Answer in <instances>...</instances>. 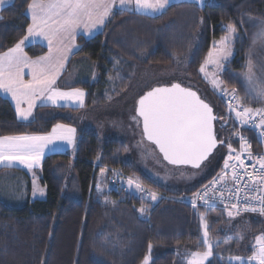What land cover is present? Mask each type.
Wrapping results in <instances>:
<instances>
[{
    "label": "trees",
    "instance_id": "trees-1",
    "mask_svg": "<svg viewBox=\"0 0 264 264\" xmlns=\"http://www.w3.org/2000/svg\"><path fill=\"white\" fill-rule=\"evenodd\" d=\"M29 2L12 0L0 9V53L25 34L30 24L25 14ZM248 19L264 22V0H204L201 5L178 1L152 16L113 12L100 33L89 39L77 38L78 49L71 58L83 57L95 68L94 80L80 84L88 92L86 107L104 102L108 93H126L138 67L171 68L177 57L185 60L189 80L212 98L214 115L222 114L221 103L199 71L200 65L213 42L226 34L225 26L234 23V54L225 62L220 81L245 97L234 75L244 69L251 41ZM25 50L30 56L44 52L36 45ZM73 112L41 106L30 121L20 122L9 102L0 97V136L44 134L57 123L75 124ZM214 128L219 139L231 137L230 128L218 129L216 124ZM125 149L123 143L101 141L93 129L77 126L73 152L51 154L41 162L44 199L30 201L29 189L20 206L0 198V264H141L148 254L150 264H186L190 253L204 249L201 213L206 217L214 253L205 264H227L230 255L252 254L255 237L264 227L262 216L229 217L225 211L193 209L180 200L219 169L227 143L214 151L207 178L183 192H172L145 177ZM106 168L135 175L142 186L160 196L150 203L122 188L114 193L98 192L95 178L100 170L106 173ZM245 226L249 235L243 243L238 242L240 236L235 239L233 234Z\"/></svg>",
    "mask_w": 264,
    "mask_h": 264
},
{
    "label": "snow or ice",
    "instance_id": "snow-or-ice-1",
    "mask_svg": "<svg viewBox=\"0 0 264 264\" xmlns=\"http://www.w3.org/2000/svg\"><path fill=\"white\" fill-rule=\"evenodd\" d=\"M4 3L5 0H0V6ZM169 4L170 0H118V4L117 0H30L27 11L32 22L27 27V35L14 47L0 53V91L11 95L12 100L16 102L17 116L23 120L29 119L32 108L37 106L35 101L40 98H43L41 103L51 101L56 104L58 100H71L83 106L85 92L82 89L62 92L53 87L75 47L72 43L65 45V41H74L77 29L81 26L89 33L93 29L102 28L113 15L114 8L136 13L142 10L160 13ZM225 33L219 40L213 42V47L200 65L199 71L204 73L205 77H207V65L211 64L216 69L223 70L224 62L234 54L232 46L237 38L235 24L228 23L225 26ZM37 37H43L47 41L49 52L47 55L30 60L23 54V48L27 41ZM54 43L57 45L55 48ZM258 44L264 46V23L253 34L245 70L241 74L246 85V93L260 103L261 107L252 108L244 105L237 95V90L233 88L231 96L235 103H229L228 109L230 112H235V119L241 126H251L259 130L260 137H264V79L256 75L251 60L252 50ZM25 68L31 76L28 81L23 79ZM217 76L218 73H213L214 86H219L221 83L216 79ZM220 91L227 94L223 88ZM21 101L27 102V109L21 108ZM241 108L242 111L238 110ZM131 119L137 128L142 125L138 146L148 149L147 154L156 157L158 163L159 158L155 150L151 149L150 145H145V140L156 146L163 160L169 165H190L196 170H202L206 166L205 162H211L218 145L227 143L229 154L224 159L221 173L213 177L208 185H204L202 191L193 194L194 198L191 201L193 209H197V201H202L206 210L210 207L214 208L218 190L220 202H224L226 189L230 194L227 197L229 202L233 196L236 197V203L231 204L232 209H236L235 213L228 210V205L225 204L229 217L239 215L241 211L259 212L264 215V155H254L250 142L243 135H240L239 152L232 147V137H228L227 140L219 139L218 133L214 131V121L217 117L213 114L212 107L190 86H182L181 83L175 82L169 86L151 88L137 100L135 114ZM75 131L67 125L57 124L52 134L47 136H0V165H4L7 161L5 166H14V162H19L31 169L34 164L39 163L48 143L55 138L67 140L71 144ZM242 153L246 154L247 159L254 160L259 168L257 169L254 164L249 171L244 159L241 158ZM229 169L232 170V187L228 186ZM181 174L183 175V171ZM195 174L193 173V176ZM33 183V195L35 196L37 192L43 195L44 189H38L35 187V181ZM127 183L130 187L134 185L136 191L143 194V198L150 197L152 201L158 199V194L151 189H145L138 177H130ZM217 186H220L219 189ZM97 188L100 190L99 184ZM242 188L244 195L241 199ZM210 191L211 196H209ZM252 193L256 194L252 195ZM139 211L143 213L145 209L141 207ZM200 221L204 229L202 242L206 250L191 253L187 264H204L214 254L204 213L200 214ZM242 239L243 235L239 237L238 242ZM216 243L218 245L219 241ZM148 247L151 249L152 245L149 244ZM233 262L245 264L243 257L230 255L227 264ZM141 264H150L148 255L144 256ZM247 264H264V232L256 236L252 254L247 257Z\"/></svg>",
    "mask_w": 264,
    "mask_h": 264
},
{
    "label": "rangeland",
    "instance_id": "rangeland-1",
    "mask_svg": "<svg viewBox=\"0 0 264 264\" xmlns=\"http://www.w3.org/2000/svg\"><path fill=\"white\" fill-rule=\"evenodd\" d=\"M184 1H189L196 4H201L203 2V1L201 2V0H184ZM262 23L264 22H258L252 19L246 20V24L250 27L249 31H250L251 41L248 51L245 55L246 61L244 64V69L240 73H236L234 75L235 81L239 84V86L242 88V90L245 93V97L241 96L244 100L245 105H248L249 107L252 108H259L261 107V104L256 102L251 95L246 93V85L241 74L245 70V65L247 63L250 46L252 45L253 34L259 30V27ZM251 60L253 65L255 66L254 70L256 72V75L264 79V46H260L258 44L255 47V49L252 50ZM224 66H225V62L223 64V68ZM185 69H186L185 60L177 57L175 58V63L171 68H155L151 66H140L138 67V72L126 93L124 94L108 93L107 94L108 96L105 98L104 102L97 103L95 104V106L89 107L90 110L85 111L81 118L83 126L92 128L96 136L99 138V140L101 141L112 140L123 143L125 148L127 149L126 154L129 156V158L131 159L134 166L138 169V171H140V173H142L145 177H147L154 183L161 185L165 189L170 190L172 192L191 191L194 187L197 186V184L200 181H202L204 178H207V176L210 174L212 170V165H213L212 158L210 163L205 162L206 166L202 170H196L186 166L176 167L165 163L161 159L160 155L158 154L154 146L144 141L145 145H150V148L155 150L156 156L159 158V163H158L156 157L147 154L148 149L141 148L138 146V143L141 140V129L136 127L135 123L131 119V116L135 114L136 102L141 95H143L145 92L149 91L153 87L167 86L175 82L181 83L182 86H190L192 90L200 94L201 98L204 99L207 103H209V105H211L210 103H212V98L206 92L203 91L202 87H199L196 83L189 80ZM206 72H207V81L209 82L211 88L215 92L214 87H219V86L222 87V83H220L219 86H214L212 82L213 73H218L216 79L220 81V73L222 72V70L216 69L214 65L209 64L206 67ZM227 153L228 150L226 154ZM100 171H104V170H100ZM182 171H183V175L181 174ZM101 173L97 174L95 178L94 187L98 190L97 185L99 184V188H100L99 192L104 193L106 192L107 174L105 173V171H104L105 174L103 172ZM193 173L196 174L193 176ZM128 176L135 177V175L134 176L128 175ZM122 189L127 193H132L134 195L143 197L142 193L136 191L134 185L130 187L127 182H125ZM7 196H11V193L9 194V191L3 190L2 193H0V198H2L3 201H5L7 204H12L7 200ZM146 199L150 203L155 202L152 201L150 197ZM260 219L264 221V216L260 217ZM203 231L204 229L201 226L202 241H203ZM262 232H264V227L262 228ZM261 233H259V235ZM241 235H243V239L240 240V242L243 243V241L249 235L247 226L238 227V230H236L235 235L233 234V236H235V239L236 237H239ZM255 243H256V237H255ZM205 250L206 247L204 246V249L199 252H204ZM148 256L150 261V255L148 254ZM190 256L191 253L185 258L186 264H187V259L190 258ZM211 257L212 256H210L204 262V264ZM247 257H243L245 260V264H247ZM228 258L229 257H226V260H228ZM233 263H239V262H233Z\"/></svg>",
    "mask_w": 264,
    "mask_h": 264
},
{
    "label": "crops",
    "instance_id": "crops-1",
    "mask_svg": "<svg viewBox=\"0 0 264 264\" xmlns=\"http://www.w3.org/2000/svg\"><path fill=\"white\" fill-rule=\"evenodd\" d=\"M11 1L12 0H5L4 5L0 6V9L3 8L4 6L10 4ZM178 1H184V0H170V3L178 2ZM202 1H204V0H202ZM117 4H118V0H117ZM201 4H199V5H201ZM27 9H28V5L26 7L25 14L28 17L29 22L31 23L32 22L31 17H30V14L28 13ZM117 10L120 11L118 8H114V12ZM140 14L152 16V15H156L158 13H153L150 10H148V11L142 10L140 12ZM104 26H102V28L93 29V30H91L90 33L88 32L87 29H85L83 26H81L79 29H77V34H76L74 41H68V40L65 41V45H67L68 43H72L75 45V47L73 49V53L70 55V58L65 62L64 69L58 75L57 80H56V84L53 86L55 88H58L62 92H69L72 89H82L85 92L83 106H80L78 102L74 103L71 100H58L56 104H53L51 101H46L44 103H41L43 98H40V99H37L35 101L37 106L32 108V115L29 117V119L23 120L17 116L16 102L12 100L11 95L8 93H5L3 91H0V97L6 99L9 102L10 106L12 107V109L14 111L15 117L18 121H20V122L30 121L33 117V113H34L35 109L38 107H41V106H48V107H55V108L64 107V108L74 110L72 115H73L75 124H68V123H57V124L67 125L68 127L74 128L75 130L77 129V126L85 128V126H83V124H82L81 118H82V115L84 114V112L87 110H90V108L86 107L88 92L84 87L80 86V84L85 83V82H92L96 76V72H95L94 66L87 59H85L83 57H79L77 59L71 60V58H72V55L78 49L77 38L81 37L83 39H89V38L93 37L94 35L100 33L103 30ZM25 35H27V30H26L25 34L23 35V37ZM32 45H36V46H40V47L44 48V52L37 55V56L28 55L25 49L28 46H32ZM14 46H15V44L12 47H14ZM56 46H57L56 43H54L53 47L55 48ZM12 47H10V48H12ZM48 52H49L48 43L46 40L43 39V37H37V38H34V39L27 41L24 48H23V54L26 55L30 60H35L40 56L47 55ZM203 77H205L204 74H203ZM205 78L207 79V77H205ZM23 79L25 81H28L31 79V76L28 75V69L27 68L24 69ZM21 108H23V109L28 108V104L26 101H21ZM57 124H55V125H57ZM55 125L52 126V128L50 129L49 132L44 133V134H21V135L47 136V135L52 134V130H53ZM87 128H89V127H87ZM9 136H16V135H9ZM75 139H76V131H75V134L73 137V142L71 144L68 143L67 140H60V139L54 138L50 143H48L45 146L44 152L40 158L39 163L34 164L31 169L25 167L23 164H20L19 162H14V166H5L8 163L7 161L4 162V165H0V193H2L3 190L9 191V194L11 193V196H7V200L10 203H12L10 205H14V206L22 205L25 201V198H26V190L27 189H29V200L30 201L41 200V199L45 198V188L40 183V176H39V170H40V166H41V162H42L43 158L48 156V155L57 154V153H69V154H71L74 150ZM101 172L104 173V171H99L98 174H100ZM34 181H35V187H37L38 189L39 188L44 189L43 195H40L39 192H37V194L35 196L33 195V187H34L33 182ZM97 191L99 192L100 190H97Z\"/></svg>",
    "mask_w": 264,
    "mask_h": 264
},
{
    "label": "built area",
    "instance_id": "built-area-1",
    "mask_svg": "<svg viewBox=\"0 0 264 264\" xmlns=\"http://www.w3.org/2000/svg\"><path fill=\"white\" fill-rule=\"evenodd\" d=\"M223 88L227 91V94H225V92L220 91V89ZM235 88H229V87H224V86H219V87H214L216 96L218 97L223 112L220 115H217V119L214 121V124H216L218 129H223V128H230L231 130V137H232V141H233V148L237 150V152L240 151V145H241V140H240V135H243L244 137H246L248 139V141L250 142V146H251V151L254 155L256 156H260V155H264V137H260L259 136V130L253 129L251 126H241L240 123L238 121H236L235 119V112H230L228 109V104L229 103H235V101L232 100V96H231V90ZM237 90V95L240 98L241 102L245 105L243 98L241 97L239 91L237 88H235ZM248 106V105H246ZM242 111L241 109H238ZM258 119V118H257ZM225 121H227L225 123ZM223 125V127H222ZM238 133V135H237ZM229 153H227L221 162V165L219 167V169L213 174L211 175L208 179H206L201 185H199L197 188H195L190 194L185 195L183 197H181V201L187 205H190L192 207V203L191 201L193 200L194 196L193 194L199 191L203 190V186L204 185H208L210 183V181L213 180V177L217 176L218 173H221V170L224 167V159L225 157L228 155ZM236 153H233V155H235ZM241 158L244 159V163L245 165L248 166V170L251 171L252 170V166L255 164L254 160H249L246 157V154H241ZM238 164V162H237ZM255 167L258 169L259 165L255 164ZM243 170L241 169V172ZM232 170L229 169L228 170V176L227 179L229 181V187H232L231 184V180H232V175H231ZM106 174H107V183H106V192L107 193H114V192H118L124 185L125 182L128 181V179L130 178L128 175H126L124 172L117 170V169H113V168H106ZM245 181L247 180V177L245 176ZM243 183V182H242ZM144 187V186H143ZM218 189L220 186H217ZM145 189H148L145 187ZM256 193H252V195H255ZM212 195V192H209V196ZM229 192L225 189L224 190V197L225 200L224 202H220L219 196H220V192L219 190L216 193L217 199L215 201V207L212 208L210 207V209H218V210H222L227 212V210H225V204L228 205V210L233 211V213L236 212V209H232L231 204L232 203H236V197L233 196L231 202L228 201L227 197L229 196ZM244 192H243V188L241 190L240 193V197L241 199L243 198ZM160 195H158L159 197ZM197 208H204L202 204V201H197ZM241 214H253V215H260V216H264L261 215L259 212H244L241 211L239 215ZM238 216V215H234L233 217Z\"/></svg>",
    "mask_w": 264,
    "mask_h": 264
},
{
    "label": "water",
    "instance_id": "water-1",
    "mask_svg": "<svg viewBox=\"0 0 264 264\" xmlns=\"http://www.w3.org/2000/svg\"><path fill=\"white\" fill-rule=\"evenodd\" d=\"M167 86H169V85H167ZM157 87H159V86H157ZM194 91V90H193ZM198 94V93H197ZM206 102V101H205ZM210 106V105H209ZM211 107V106H210ZM213 109V108H212ZM214 114V113H213ZM140 129H141V132H142V125H141V127H140ZM214 131H215V128H214ZM146 142H148L147 140H145ZM149 144H151L150 142H148ZM151 145H153L154 146V148L156 149V151L158 152V154L160 155V157H161V159L163 160V156H162V154H160L159 153V150L156 148V146L154 145V144H151ZM218 147V146H217ZM215 151V150H214ZM164 161V160H163ZM165 163H167V161H164ZM168 164V163H167ZM173 166V165H172ZM180 166H186V167H190L191 168V166L190 165H180ZM177 167V166H176Z\"/></svg>",
    "mask_w": 264,
    "mask_h": 264
}]
</instances>
